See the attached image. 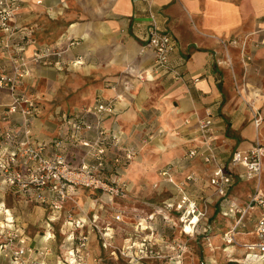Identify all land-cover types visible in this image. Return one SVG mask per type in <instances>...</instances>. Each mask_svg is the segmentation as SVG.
Listing matches in <instances>:
<instances>
[{
    "label": "crops",
    "instance_id": "0c3cea01",
    "mask_svg": "<svg viewBox=\"0 0 264 264\" xmlns=\"http://www.w3.org/2000/svg\"><path fill=\"white\" fill-rule=\"evenodd\" d=\"M18 3L19 9L11 22L28 35L25 54L31 56L45 46L60 51V57H51L49 64L31 63V74L25 81L44 77L51 84L57 75H61L58 72L61 67H66L64 62L70 61L78 66V72L90 73L89 78L97 81L81 92L82 100H87L85 106L93 103L96 97L114 100V111L105 117L104 125L116 142L107 151L106 161L126 150L136 155L138 147L132 140L144 143L149 138L156 143L158 151L169 152L171 156L181 153L182 149L177 148L179 143L186 147L177 156V161L170 164L172 173L186 169L189 162L196 165L201 174L206 166L211 172L213 163H204L198 156H185L189 148L199 145L197 120L207 113H211L213 120L211 131L217 160L227 168L233 151H246L256 142L264 146V114L256 126L254 114L234 91L231 73L223 63L227 50L232 59L237 60L239 44L246 41L252 63L247 74L249 87L244 95L259 91L263 98L258 105L264 108V0H18ZM151 13L159 29L169 32L176 42L170 54V65L179 72V78L163 75L139 80L137 77L139 71L150 68L153 62L152 51L144 41ZM56 60L63 62L62 66ZM7 62L0 51V65ZM74 85L77 83H69V89ZM28 94L33 95L30 91ZM36 99L39 111L32 120L33 138L45 143L49 153L55 150L63 155L66 162L76 166L84 151L79 145L74 146L69 138L68 117L73 113H61L59 125L52 134L55 125L48 118L40 120L46 109L42 111V105ZM9 103L8 92L0 88V109ZM81 106L76 107L75 112ZM5 124L0 121V130ZM81 135L89 136L91 133L84 131ZM56 141L59 146L55 145ZM161 145H165L164 149L160 148ZM134 154L127 162L121 160L115 172L120 173L126 165H131L129 174ZM243 169L239 165L231 170L237 174ZM188 175L193 173L188 172ZM192 177L191 182L195 181ZM235 182L236 177L225 197L214 193L223 216L238 217L240 214V211L224 214L230 199H235L238 209L246 203L235 196ZM261 185L264 190V178ZM6 187L0 182V192L12 191ZM82 189L90 191L91 188L80 186L79 190ZM91 191L114 196L99 190ZM4 206V199L0 200V224L18 227L17 230L22 231L24 222L12 216L11 211V217L7 218ZM248 218L253 221L250 216ZM76 220L81 222L78 227L72 226ZM88 220L96 221L95 217ZM65 222L75 228L76 233H87L86 217ZM73 234L67 239H71ZM25 236L27 240L31 239L29 234ZM243 237L245 240L242 242L252 239ZM44 238L45 242L47 237ZM89 239L94 240L92 237ZM7 255V251L0 249V260ZM63 258L52 264H63Z\"/></svg>",
    "mask_w": 264,
    "mask_h": 264
},
{
    "label": "rangeland",
    "instance_id": "374dc122",
    "mask_svg": "<svg viewBox=\"0 0 264 264\" xmlns=\"http://www.w3.org/2000/svg\"><path fill=\"white\" fill-rule=\"evenodd\" d=\"M246 45V41L239 44L237 60L232 59L227 50L223 63L231 73L232 86L243 105L253 114L256 111L264 114L263 107L254 104L253 100L245 99L244 92L249 87L247 74L252 63V56ZM62 63L59 65L62 66ZM64 64L66 67L62 66V70L58 71L61 75H57L51 84H48L44 77H38L29 82L24 81L22 85L27 92L30 91L39 99L41 110L46 109L40 120L48 118L52 121L55 125L52 134L56 132L61 113H75L76 107H83L87 100H82L81 92L90 84L97 83L93 78H89L90 73L78 72V66L74 65V62L68 61ZM69 83L77 85L69 89ZM132 142L138 150L136 155L134 154L129 174L127 172L131 165H126V170L121 169L120 173L115 172L119 165L111 158L107 159V166L102 170V175L107 181H114L120 188H125H121L123 192L119 195H102L93 193L91 189L80 191V186H77L60 208H54L49 203L31 200L28 195L10 188V192H7L8 189L6 192H0V200L4 199L6 207L11 209L12 216H17L24 222L22 231L18 232L22 235L29 234L31 239L26 240V243L35 246L34 253L21 256V264H33V260L41 259L47 264H52L67 256V250L75 246V240L72 243L67 237L72 233L75 237L79 233L72 227L74 224L70 226L65 221H73L81 216L86 217L88 221L89 227L85 229L87 234L94 238L92 241L89 239L90 255L83 264H94L96 261L99 264L128 263L130 256L120 254L127 242L132 248L144 249V252L140 253L144 255V264H246L245 249L241 245L242 240H245L243 236L251 235H238L237 243L233 245L224 243L222 233L235 224L237 215L223 216L218 201L215 200L214 189L208 181V167L206 166L201 174L196 165L192 164L191 167L189 162L186 169L181 168L172 173L170 164L177 161V156L186 148L183 144L179 143L177 147L182 149L181 153L177 156L173 153L171 156L169 152L158 151L156 143L151 142L149 138L143 141L144 143L133 140ZM167 167L168 174L162 175L161 171ZM188 172L193 173L195 181L187 179ZM263 178L264 169L259 181L261 190ZM235 183L234 195L242 202L247 201L255 183L239 176L236 177ZM182 194L186 195L190 202L195 200L194 213L199 216L189 231H184L185 224L190 223V217L194 213H191V207L187 206V203L181 207L177 205ZM240 208H244V205ZM261 212L256 209L246 213L237 230L250 231L252 223ZM249 216L253 221L249 220ZM92 217H95L96 221L88 220ZM0 226L2 229L6 227L2 224ZM99 231L107 232L106 241L109 244L106 248L102 246ZM44 237H47L45 242L42 240ZM8 238L6 233L0 234V244H9L7 248H0L8 253L5 259L0 260V264H17L10 248L16 247L18 238H13L12 241H8ZM134 253L132 256L135 258Z\"/></svg>",
    "mask_w": 264,
    "mask_h": 264
},
{
    "label": "built area",
    "instance_id": "2783aa9c",
    "mask_svg": "<svg viewBox=\"0 0 264 264\" xmlns=\"http://www.w3.org/2000/svg\"><path fill=\"white\" fill-rule=\"evenodd\" d=\"M18 9V0H0V51L8 61L0 65V88L5 89L10 97V103L0 109V121L6 123L0 130V182H3L6 188L28 195L40 203H49L54 208H60L77 186L119 195L122 189L114 181H107L102 175V170L107 166V151L116 142L113 137H110L109 130L104 125L105 117L114 111L113 99L105 100L96 97L93 103L69 115V138L72 139L74 146L79 145L84 151L76 166L66 162L63 155L55 150L49 153L45 143L33 138L32 120L39 111V104L36 97L28 94L22 85L31 74V63L49 64L51 57H60V51L45 46L31 56H27L25 44L28 35L23 30H18L11 22ZM150 18L144 41L145 46L152 51L153 62L150 68L145 69L146 71L137 77L147 79L148 74H151L152 77L169 75L172 78H179L181 76L179 72L170 65V54L175 49L176 42L169 32L159 29L152 13ZM59 60H56V63H60ZM253 121L258 126L262 121V113L256 111ZM212 124L211 113L197 120L200 143L189 148L185 156L188 158L198 156L204 163H213L214 167L208 181L214 192L222 198L227 195L230 185L237 176L255 183L254 190L249 194L244 208L238 209L235 199L229 200L224 214L231 215L235 211H240V214L235 224L223 231L222 238L227 245H233L237 243L238 233L251 235L252 239L242 242L241 245L245 249L244 260L246 264H264V195L259 188L264 146L256 142L246 151H233L230 166L227 168L217 160L211 131ZM84 131L90 132L91 135H81ZM55 145L59 146L58 141ZM133 154V151L126 150L123 154L116 153L112 159L115 164L121 160L127 162ZM239 165L244 169L236 174L231 169ZM168 170L169 167L164 168L161 174H168ZM192 178L191 175L187 176L188 180ZM169 180L172 181V179ZM186 203L191 207V213H194L195 200L190 202L188 197L182 194L177 205L181 207ZM256 209L262 212L252 223V229L237 230L246 213ZM73 224L78 227L81 222L76 220ZM2 228L0 226V234L6 233L9 236L8 241L18 238L16 247L10 248L15 263L21 264L19 259L22 255L35 252V248L26 243L27 237L19 233L17 229ZM99 234L102 246L106 248L109 244L106 241L107 232L99 231ZM71 239L75 240V246L67 250V256H64L62 262L63 264H83L90 255L89 236L87 233H79ZM8 245L7 242L1 243L0 248H7ZM134 250H136L135 253ZM142 252L144 249L132 248L128 242L125 243L120 254L130 256V259L128 263L121 264H144V255L140 254ZM132 253L135 254V258ZM32 263L46 264L44 260H33ZM94 264L99 263L96 261Z\"/></svg>",
    "mask_w": 264,
    "mask_h": 264
},
{
    "label": "bare ground",
    "instance_id": "6f19581e",
    "mask_svg": "<svg viewBox=\"0 0 264 264\" xmlns=\"http://www.w3.org/2000/svg\"><path fill=\"white\" fill-rule=\"evenodd\" d=\"M145 71H146L145 69L141 70V71H139L137 73V75H140V74H142V72H145ZM148 77L152 78L151 74H148ZM262 98H263V96H262V94L259 91H251L249 94H247V96H245L246 100H253L254 104H256V105L258 103H260V99H262ZM164 147H165V145H161L160 146L161 149H164ZM3 212H4V214H6L7 218L11 217L10 216V210L7 207L4 206ZM190 218H191L190 223L189 224H187V223L185 224L184 231H189L191 229V227H192V224H195L198 221L199 216L196 213H194L193 215H191ZM238 235H245V234L238 233Z\"/></svg>",
    "mask_w": 264,
    "mask_h": 264
}]
</instances>
